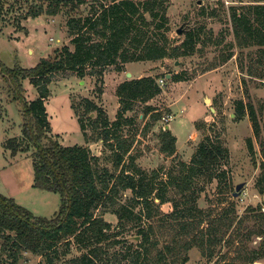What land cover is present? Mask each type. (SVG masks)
Listing matches in <instances>:
<instances>
[{"label":"rangeland","instance_id":"374dc122","mask_svg":"<svg viewBox=\"0 0 264 264\" xmlns=\"http://www.w3.org/2000/svg\"><path fill=\"white\" fill-rule=\"evenodd\" d=\"M100 2L86 0L73 15L84 17ZM259 3L264 5V0H165L168 47L181 43L185 31L200 29L199 41L192 53L157 60L130 61L127 68L126 63L123 64V70L108 66L103 72L101 84L97 76L87 73L86 69L82 76L75 71L58 72L48 85L50 94L45 105L51 129L47 136L63 145H88L91 153L98 156L96 164L99 171L107 168L117 175L120 167L116 169L113 166L114 148L102 141L101 128L92 127L90 118L97 113L86 112L85 99L102 107L110 123L113 122L120 109L116 87L122 81L133 78L132 75L126 76L127 71L133 75H157L161 90L146 102L137 100L133 109L123 114V118H130L131 121H124L116 131L132 140L130 150L123 158L125 164L132 157L146 173L157 170L158 179H167L171 170L174 174L179 171L180 162H190L199 144L207 137L228 150L227 160L215 166L212 179L208 180L204 175L195 178L194 186L202 188L195 204L204 216L199 228L193 229L192 233L197 231L199 234L200 227L205 230L211 221L217 222L220 218L234 217V222L224 240L215 246L211 259L193 245L187 251L185 264H226L232 260H235L234 264H252L242 262L237 253L241 249L258 248L263 237L252 234L248 238L245 233L264 226V194L257 187L264 173V130L261 127L264 119V46L238 44L231 22L232 8L247 14L248 6ZM28 5L26 0H0L3 12V18H0V61L8 67L16 64L31 67L41 57L49 56L55 48L63 45L73 49L71 38L67 35L68 15L65 10L56 15L19 18ZM249 17L255 26L254 15ZM16 20L20 21L21 28L15 27ZM178 27L182 28V34L176 31ZM161 31L156 30L158 36ZM21 82L24 97L27 100L36 98V88L29 79ZM238 101L245 105L243 116L236 114ZM147 105L156 107L159 119H153L149 113L143 114ZM249 105L257 114L259 135L254 134L248 115ZM82 123L85 131L81 130ZM21 125V105L13 99L8 84L0 77V193L12 197L34 215L50 218L60 207V195L33 186V149L12 154L3 146L6 139L22 136ZM163 128H169L176 136L175 152L171 155L159 149V133ZM249 138L252 151L248 147ZM238 184L240 187L236 189ZM174 191L173 187H169L167 201L156 206L158 210L150 220L152 225L161 224L162 217L172 211L171 199L179 197ZM131 197L130 189L120 190L117 204L129 206ZM154 201L159 202L157 198ZM139 207L135 206L133 210L138 212ZM95 213H101L111 223L110 232L118 233L117 238H124L133 244L138 239L137 225L126 223L122 229L117 226L115 214L104 212L101 208ZM170 222L172 229L168 225L156 226V238L161 249L173 242L174 234H179V222ZM185 237L183 234L175 236L182 241ZM120 247L121 243L113 246L111 254ZM82 251L76 243H72L59 263L68 264L71 257ZM42 259L39 255L25 252L19 263L43 264ZM256 261L264 264L262 259Z\"/></svg>","mask_w":264,"mask_h":264},{"label":"trees","instance_id":"16d2710c","mask_svg":"<svg viewBox=\"0 0 264 264\" xmlns=\"http://www.w3.org/2000/svg\"><path fill=\"white\" fill-rule=\"evenodd\" d=\"M85 2L26 0L28 8L19 18L56 15L65 10L68 15L67 35L71 38L73 49L68 45L55 48L52 54L41 57L31 67H20L18 64L8 67L0 61V77L8 84L13 99L21 105L22 113V136L6 139L3 146L10 149L12 154L33 149V186L60 195L58 211L48 218L34 215L12 197L0 193V264H20L25 252L41 256L43 264H60L61 257L67 254L72 243L84 251L71 257L68 264H185L188 260L187 251L193 245L211 259L215 246L224 240L234 217L211 221L205 230L200 227L199 234L197 231L192 233L193 229L199 228L204 216L195 204L198 192L202 189L194 186L195 178L204 175L208 180L212 179L215 166L227 160L228 150L207 137L199 144L190 162H180L179 171L174 174L171 170L167 179H158L157 170L146 173L135 164L132 157L127 164L123 162L132 144L131 139L117 133L124 121H131L130 118H123V114L132 110L137 100L146 102L160 92L157 75L131 78L117 85L115 92L120 109L117 119L111 123L102 107L85 99L86 112L97 113L90 118L92 127L101 128L102 141L114 148L113 166L116 169L120 167L117 175L107 168L99 171L96 164L98 156L91 153L88 145H63L47 136L51 125L45 100L50 94L48 85L56 73L75 71L82 76L88 69L87 73L95 74L101 84L103 72L108 66L123 70V64L130 61L188 55L199 41L200 29L188 30L181 43L168 47L165 0H101L98 7L90 9L86 16L73 15ZM250 14L254 15L255 26ZM0 18H3L1 10ZM231 22L238 44L264 46V5L248 6L247 14L232 8ZM15 27L21 28L19 20H16ZM157 29L158 32L162 30L160 36L156 33ZM26 78L37 91V97L31 100L23 95L21 81ZM155 110L156 107L147 105L143 114L149 113L157 120L160 114ZM244 110L245 105L238 101L236 114L243 116ZM248 115L254 134L259 135L260 123L251 105ZM261 127L264 130V119ZM81 130L85 131L83 123ZM83 135L88 140L87 135ZM159 139L162 152L167 155L175 152L176 136L169 128L161 129ZM247 141L252 151L251 139ZM169 187H173L179 197L171 199L172 211L163 216L161 224L156 226L168 225L172 229L170 221L179 222L178 233L186 237L182 241L175 238L179 234H174L173 242L161 249L156 238V226L150 220L158 210L156 206L167 201ZM257 187L264 194V173ZM123 189L132 192L129 206L117 204V194ZM156 198L158 203L154 201ZM135 206H140L138 212L133 210ZM99 208L115 214L117 226L122 229L126 223L137 225L136 242L133 244L124 238H117L118 233H111V223L101 213H95ZM143 219L149 222L144 223ZM245 234L248 238L252 234L263 237L258 248L241 249L237 257L247 263L264 260V226L249 229ZM119 243L121 247L114 249L111 254L110 249ZM234 262L232 260L226 264Z\"/></svg>","mask_w":264,"mask_h":264},{"label":"water","instance_id":"95a60500","mask_svg":"<svg viewBox=\"0 0 264 264\" xmlns=\"http://www.w3.org/2000/svg\"><path fill=\"white\" fill-rule=\"evenodd\" d=\"M176 31H177L178 33H180V34L183 33V30H182L181 27H178ZM126 76L130 77V76H131V72L127 71V72H126ZM205 100L207 101L208 98H206ZM167 127H168V126H167ZM239 187H240V184H238V185L236 186V189H238ZM252 264H260V261H256V260H255V261H253Z\"/></svg>","mask_w":264,"mask_h":264},{"label":"crops","instance_id":"0c3cea01","mask_svg":"<svg viewBox=\"0 0 264 264\" xmlns=\"http://www.w3.org/2000/svg\"><path fill=\"white\" fill-rule=\"evenodd\" d=\"M127 63H128V62H126V64H125L126 68H127ZM131 75L133 76V78H137V77H140V76H142L141 74H138V75H133V74H132V72H131Z\"/></svg>","mask_w":264,"mask_h":264}]
</instances>
